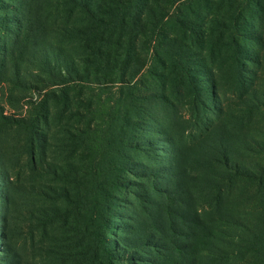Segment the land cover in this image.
<instances>
[{
    "label": "rangeland",
    "instance_id": "374dc122",
    "mask_svg": "<svg viewBox=\"0 0 264 264\" xmlns=\"http://www.w3.org/2000/svg\"><path fill=\"white\" fill-rule=\"evenodd\" d=\"M202 3L194 5L195 12L183 5L188 37L214 34L209 29L216 20H236L230 0ZM79 11L68 9L64 0H0V264L225 263L245 243L239 235H248L228 221L230 207L254 198H226L222 218L204 210L206 198L199 194L205 172L199 165L193 168L204 159L196 154L217 124L227 125L228 133L264 139V120L251 129H241V120L229 123L241 114L237 111L244 102L233 94L230 72L218 75L223 89L213 92L210 76H201L203 66L197 67L194 54L197 49L204 57L205 50L185 43L161 63L154 44L143 37L134 61L143 68L135 78L122 84L107 78L94 87L75 84L63 96L40 70L33 43L76 53L80 40L70 31ZM248 17L253 24L243 28L242 43L263 54L264 89V14L261 22ZM152 68L157 69L153 78L148 75ZM148 77L152 82L145 87ZM194 83L205 97L197 110L188 107ZM45 99L51 106L46 114L40 108ZM129 102L134 120L123 129L119 118ZM140 111L144 114L137 117ZM124 138L135 147L123 146ZM239 151L245 155L243 148ZM105 161L109 164L95 210L88 190L93 171H101L97 164ZM244 205L252 226L255 206ZM139 237L145 246H139ZM251 238L264 244V232Z\"/></svg>",
    "mask_w": 264,
    "mask_h": 264
},
{
    "label": "trees",
    "instance_id": "16d2710c",
    "mask_svg": "<svg viewBox=\"0 0 264 264\" xmlns=\"http://www.w3.org/2000/svg\"><path fill=\"white\" fill-rule=\"evenodd\" d=\"M64 1L68 9L80 10L76 23L72 25L69 21L71 26H74L71 28L74 31H70V35L80 40L77 43L80 47L73 50L76 53L68 55L63 50L60 51L63 47L54 48L52 46V48L33 43L40 70L52 80V85L58 86L57 90L62 95L71 90L75 84H80L79 88L94 87L95 82L107 81V78L109 80L115 78V83L119 84L125 83L129 77L135 78L143 68V65L134 64L140 54L137 44L140 37H143L148 39L149 43L154 44L155 56L161 63H164V59L172 53L174 48H180L185 43L205 50L204 57L197 49L194 53L199 60L196 63L197 67L203 66L201 76H210L212 90L214 89L213 92L218 94V87L223 89L222 77L218 78V75L222 76L230 72L233 94L239 98V102H244L237 111L241 114L231 116L229 123L241 120V129H249L264 120V89L261 84L263 77L260 75L263 70V54L261 51L255 53L253 49H249L242 43L243 28L253 24L248 15L255 17L259 22L263 19L264 0H251L250 4L247 0L244 5H242L243 0H230L229 7L235 4L236 20L232 21L228 17L230 21L227 24L216 20V27L209 29L214 34L198 36L196 40L192 36H187L190 29L188 21H185L187 13L183 5L186 7L185 10L195 12L194 5L202 2L206 4L208 0ZM251 3L255 4L254 10L250 9ZM220 17L227 18L224 14ZM78 24L80 26H76ZM180 28L184 30L182 39H180L182 33ZM173 29L174 31L171 32ZM26 33L29 38L30 26L27 27ZM257 40L262 43L261 37L257 36ZM182 52L185 54L186 51ZM249 62H253L256 69L251 68ZM191 70L192 67H190ZM156 71L157 69L152 68L148 75L153 78ZM147 81L148 85L145 87L150 86L149 83L152 82L149 77ZM194 86L195 92L188 102V107L197 110L200 103L205 102V97L202 94L204 91L200 93L197 84L194 83ZM161 90L164 92L162 88ZM74 96L79 97L77 93H74ZM150 97L148 93H145L144 98L149 99L148 102H152ZM161 100L167 101L164 96ZM41 102V110L46 109L45 114L50 112L49 99ZM133 106L134 104L129 102L124 105V112L121 110L119 124L123 129L130 128L133 124L134 119L130 116L131 113L135 115ZM143 114L140 111L137 117H142ZM145 114L147 118L150 117L149 110ZM228 132L227 125L214 126L211 131L207 132L209 134L207 139H203L208 142L203 143V151L196 154L204 161L194 163L193 168L196 164L205 172L200 180L199 197L206 198L204 210H211L221 218L223 216L221 206L226 198L231 195L241 200H245L246 197L254 198L253 203L238 201L237 207L235 204V207L234 205L230 207L231 214L228 215V221L242 227L248 235H239L245 243L240 244L237 252L221 264L231 262L232 264H264V244L258 245L251 238L252 235L264 232V139L254 137V135L248 137L249 134L246 132ZM244 134L248 136L242 137ZM121 142L127 148L135 147L128 138L122 139ZM30 145L36 146V141ZM241 148L244 149L245 155L239 153ZM182 154L184 152H181ZM108 164L107 161L104 164H97L101 171H93L94 181H91L88 195L92 197L90 204L95 210L100 206L96 204V199L102 192L105 183L104 172ZM76 175L77 173L74 172L71 178ZM182 175L188 176L186 172L181 173ZM186 182H188V177ZM74 183L78 182L74 181ZM191 197L193 198V194ZM244 204L255 206L257 215L252 226L247 223L251 219L246 217L248 207ZM240 205H244L243 208ZM139 241L141 242L139 246L146 245L141 237ZM212 261L214 262V259Z\"/></svg>",
    "mask_w": 264,
    "mask_h": 264
}]
</instances>
